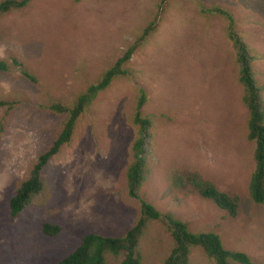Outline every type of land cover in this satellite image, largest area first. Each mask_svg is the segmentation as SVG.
Listing matches in <instances>:
<instances>
[{
    "label": "rangeland",
    "instance_id": "obj_1",
    "mask_svg": "<svg viewBox=\"0 0 264 264\" xmlns=\"http://www.w3.org/2000/svg\"><path fill=\"white\" fill-rule=\"evenodd\" d=\"M157 2L29 0L0 11V99L13 103L0 108V264H57L84 234L121 236L136 222L139 205L127 194L125 172L139 87L153 120L141 196L189 231L215 233L225 248L264 264V203L255 204L248 191L254 144L246 137L237 68L223 18L199 12L217 6L234 14L264 105V0H170L132 56V76L98 95L71 142L44 168L43 190L9 215L10 197L61 125L48 106L95 83L153 19ZM190 170L237 196L236 216L171 186L175 171ZM46 222L59 233L45 235ZM172 244L166 225L150 221L136 247L140 264H161ZM120 259L107 254L106 264ZM189 262L213 264L199 247L190 249Z\"/></svg>",
    "mask_w": 264,
    "mask_h": 264
},
{
    "label": "trees",
    "instance_id": "obj_2",
    "mask_svg": "<svg viewBox=\"0 0 264 264\" xmlns=\"http://www.w3.org/2000/svg\"><path fill=\"white\" fill-rule=\"evenodd\" d=\"M79 2L80 0H73ZM170 0H158L157 11L150 21L142 27L140 34L116 58L113 65L106 69L99 79L88 85L83 91L76 93L69 101L52 102L48 107L62 116L61 125L49 146L37 155L28 174L16 188L8 202L9 215H19L43 190L42 172L49 160L63 146L68 145L79 121L86 115L98 95L107 90L112 82L119 78L132 76L129 67L132 56L156 31L158 18L166 9ZM29 0H0V11L6 12L25 7ZM202 15L214 13L224 20L223 31L233 61L237 68V82L241 88V102L247 110L246 137L254 144L252 152L253 167L249 176L248 191L255 204L264 203V105L259 87L254 79L250 65L251 51L243 41L237 27V19L229 10L217 6L199 8ZM2 68V66H0ZM21 73L29 80L34 78L21 67ZM146 102L145 90L138 88L131 121L135 128V136L131 144V159L126 167V190L129 197L137 200L140 210L139 218L121 236H105L98 233L84 234L76 247L57 264H106V255L120 256V264H140L136 247L150 221L163 222L172 239V247L161 264H190L189 253L192 247H199L213 264H230L232 259L240 264H261L252 262L249 257L239 251H231L224 247L220 237L215 233H193L179 219L159 212L140 194L146 176L148 146L152 138L153 120L144 114ZM13 103L0 99V108L11 109ZM148 147V149L146 148ZM171 186L178 191H193L210 200L217 207L231 216L238 212V197L219 190L212 182L203 178L196 170L175 171L170 177ZM60 227L43 223L42 232L47 236H55Z\"/></svg>",
    "mask_w": 264,
    "mask_h": 264
}]
</instances>
